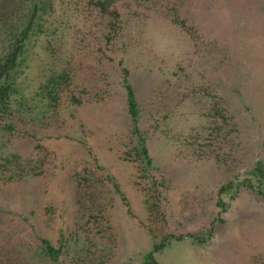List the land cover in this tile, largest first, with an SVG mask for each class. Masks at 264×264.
Instances as JSON below:
<instances>
[{
	"label": "rangeland",
	"instance_id": "rangeland-1",
	"mask_svg": "<svg viewBox=\"0 0 264 264\" xmlns=\"http://www.w3.org/2000/svg\"><path fill=\"white\" fill-rule=\"evenodd\" d=\"M47 1L24 93L67 75L54 108L35 97L26 122L2 133L3 152L39 158L36 175L0 178V264H141L162 234L184 237L156 254L161 264H264V199L240 185L215 206L221 185L264 162V0ZM3 2L15 17L20 0ZM125 70L149 175L164 180L152 215L126 153ZM215 217L205 243L185 237ZM73 235L86 257L65 253ZM41 239L62 246L56 261L41 260Z\"/></svg>",
	"mask_w": 264,
	"mask_h": 264
},
{
	"label": "trees",
	"instance_id": "trees-1",
	"mask_svg": "<svg viewBox=\"0 0 264 264\" xmlns=\"http://www.w3.org/2000/svg\"><path fill=\"white\" fill-rule=\"evenodd\" d=\"M4 2L0 0V139L3 136L2 133L8 134L16 128V125L24 121L26 122L27 117H30L27 110L29 105L33 104L32 100L35 97L37 99L38 97L39 99L42 98L41 102L43 100L46 107L54 108L58 96L56 86L67 75L65 68H59L58 72L54 74H43L42 78L38 80L36 89L32 90L33 93H24L26 91L25 83L30 77L28 73L30 69L29 64L32 60L37 61V58L33 59L35 53L33 52V48L30 49L29 46L31 43H38L39 40L41 41V39L46 37L47 29L44 26L46 24L48 1L20 0L19 9L15 13V17L6 11L1 12ZM121 79L124 87L125 112L130 120L129 144H131V147L126 150V153H131L134 157V160L137 162V170L142 179L145 180V183H147L143 191L144 201L146 209L149 210L148 213L152 215L153 211H155L154 209L151 211L152 208L157 207L158 186L162 187L164 180L163 178L155 180L149 175L150 169L154 168V163L148 152L144 136L140 131L139 113L141 109L138 107L135 88L128 80L126 70L121 75ZM35 104L39 105L38 100ZM43 110V113L41 110V116L46 111L45 109ZM38 121L39 124L41 120L38 119ZM4 145L5 141H0V178L2 180L19 181L37 174L34 162L39 157L36 156L30 159L21 156L16 151L3 152ZM247 175L249 176L245 177V179L228 180L221 185L217 191L218 196L215 200V206L223 208L225 203L221 201L219 195L229 193L230 190L234 193L240 185L253 190L264 199V162L256 160ZM252 179L256 180L255 185L251 183ZM215 221H217L216 217L211 220L210 224L200 227L193 233L185 235V237L187 236L192 243H205L212 232V226ZM183 237L184 235L162 234L159 241L153 243L151 249L144 253L141 264H161L156 259V254L160 253L171 239L177 241ZM71 241L76 246V249H74V246L71 247L68 244L65 253L71 258L76 253L83 254V257H86L87 255H84V252L87 253L89 249L86 245V240H81L77 235H73ZM98 243L97 238V241H94L93 244ZM39 247L42 251L41 253H43L41 260L45 259L44 261L47 262L56 261L57 256L62 253L61 245L54 248L45 239L40 240ZM33 264L37 263L33 261Z\"/></svg>",
	"mask_w": 264,
	"mask_h": 264
}]
</instances>
